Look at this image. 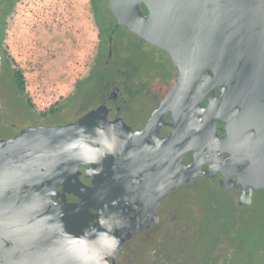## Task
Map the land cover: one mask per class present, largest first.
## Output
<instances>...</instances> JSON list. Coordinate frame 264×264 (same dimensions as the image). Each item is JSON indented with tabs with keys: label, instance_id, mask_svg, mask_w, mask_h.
I'll use <instances>...</instances> for the list:
<instances>
[{
	"label": "flooded vegetation",
	"instance_id": "af4514ba",
	"mask_svg": "<svg viewBox=\"0 0 264 264\" xmlns=\"http://www.w3.org/2000/svg\"><path fill=\"white\" fill-rule=\"evenodd\" d=\"M228 10L252 19L254 72L252 84L244 83L242 61L224 59L221 83L214 88L223 97L214 146L206 145V59L190 62L204 65L203 82L181 84L182 96L204 97L196 135L191 143L171 139L177 131L174 115L167 111L160 121L155 114L177 82L180 65L167 49L128 26L115 27L112 11L105 39L92 12L96 51L86 71L68 81V92L45 110L31 105L10 68L1 74L2 56L0 138L29 126L98 116L95 136L103 139L92 155L51 169L52 198L62 205H87L90 225L98 221L95 214L107 210L111 235L121 241L117 264H264V186L250 187L264 175V107H258L264 97V0H241ZM224 45L242 49V30L235 28ZM252 91L260 99L255 107L260 115L253 121L248 116L254 111L248 100ZM11 113L20 121H10ZM78 218V211L65 217Z\"/></svg>",
	"mask_w": 264,
	"mask_h": 264
},
{
	"label": "water",
	"instance_id": "95a60500",
	"mask_svg": "<svg viewBox=\"0 0 264 264\" xmlns=\"http://www.w3.org/2000/svg\"><path fill=\"white\" fill-rule=\"evenodd\" d=\"M107 1L115 16V27L128 26L167 49L180 65L177 82L155 114L160 121L167 111L174 115L177 131L171 139L191 143L196 135L194 128L204 97L182 96L181 84H193L195 78L202 83L204 65L190 62L206 59V145L214 146L223 113V97L216 95L214 88L221 83L224 59L241 60L238 68L243 70L242 81L249 85L253 81L255 50L250 38L254 24L249 14L236 17L228 10L229 5L241 0ZM235 28L242 30L244 40L237 51L224 45L225 37L234 36ZM187 91L199 94L191 87ZM258 97L253 91L248 97L253 102L254 111L248 113L251 121L260 115L255 110L260 99L258 107H264V97ZM97 122L98 116L86 114L66 125L29 126L13 137L0 138V264H117L115 256L121 241L111 235L107 210L101 217L95 214L98 221L90 225L93 217L87 214V205H62L52 198L51 169L64 161L92 155L96 143L103 139H96ZM258 186H264V175L256 177L250 187ZM77 211V221L65 219Z\"/></svg>",
	"mask_w": 264,
	"mask_h": 264
},
{
	"label": "rangeland",
	"instance_id": "374dc122",
	"mask_svg": "<svg viewBox=\"0 0 264 264\" xmlns=\"http://www.w3.org/2000/svg\"><path fill=\"white\" fill-rule=\"evenodd\" d=\"M7 22L4 45L13 66L24 71L37 110L34 89L48 88L54 100L67 93L68 81L86 71L99 40L90 0H19ZM11 114L10 121H20Z\"/></svg>",
	"mask_w": 264,
	"mask_h": 264
},
{
	"label": "trees",
	"instance_id": "16d2710c",
	"mask_svg": "<svg viewBox=\"0 0 264 264\" xmlns=\"http://www.w3.org/2000/svg\"><path fill=\"white\" fill-rule=\"evenodd\" d=\"M17 1L19 0H1L0 2V49L2 52L4 64L7 66L6 69L10 68V70L13 71L14 81L16 83H19L22 89L26 90L28 100L30 101L31 105L34 106L32 99L29 97L27 92L24 71L21 68L11 67L10 61H13V63H15V60L11 58L7 50H4L2 48L6 37L8 16L13 11V8ZM92 1L94 3V8L92 12H94L95 18L100 26V37L102 39H105L112 28V25L109 23V20L110 17L113 16V14H111V10L106 7L101 0Z\"/></svg>",
	"mask_w": 264,
	"mask_h": 264
},
{
	"label": "built area",
	"instance_id": "2783aa9c",
	"mask_svg": "<svg viewBox=\"0 0 264 264\" xmlns=\"http://www.w3.org/2000/svg\"><path fill=\"white\" fill-rule=\"evenodd\" d=\"M48 88L38 86L33 91V101L39 110H45L52 105L54 95L50 93Z\"/></svg>",
	"mask_w": 264,
	"mask_h": 264
},
{
	"label": "clouds",
	"instance_id": "9594fccd",
	"mask_svg": "<svg viewBox=\"0 0 264 264\" xmlns=\"http://www.w3.org/2000/svg\"><path fill=\"white\" fill-rule=\"evenodd\" d=\"M108 149H109V151H113L114 150V145L113 144H108Z\"/></svg>",
	"mask_w": 264,
	"mask_h": 264
}]
</instances>
